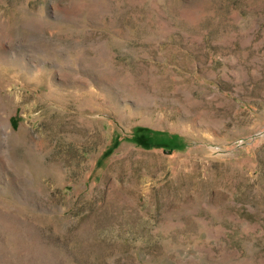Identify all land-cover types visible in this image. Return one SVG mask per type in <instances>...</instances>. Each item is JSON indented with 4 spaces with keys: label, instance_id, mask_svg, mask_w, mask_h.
<instances>
[{
    "label": "rangeland",
    "instance_id": "1",
    "mask_svg": "<svg viewBox=\"0 0 264 264\" xmlns=\"http://www.w3.org/2000/svg\"><path fill=\"white\" fill-rule=\"evenodd\" d=\"M0 264H264V0H0Z\"/></svg>",
    "mask_w": 264,
    "mask_h": 264
},
{
    "label": "trees",
    "instance_id": "2",
    "mask_svg": "<svg viewBox=\"0 0 264 264\" xmlns=\"http://www.w3.org/2000/svg\"><path fill=\"white\" fill-rule=\"evenodd\" d=\"M147 141V145L149 147L151 146H160L158 141H155L154 138H146L145 139ZM179 140V138L177 136H173L171 137V139L169 140V143H164L161 147H167V148H173L176 147V142ZM158 142V143H157ZM161 143V142H160ZM109 154L106 153L103 155V157L108 156Z\"/></svg>",
    "mask_w": 264,
    "mask_h": 264
},
{
    "label": "bare ground",
    "instance_id": "3",
    "mask_svg": "<svg viewBox=\"0 0 264 264\" xmlns=\"http://www.w3.org/2000/svg\"><path fill=\"white\" fill-rule=\"evenodd\" d=\"M31 170V169H30Z\"/></svg>",
    "mask_w": 264,
    "mask_h": 264
}]
</instances>
